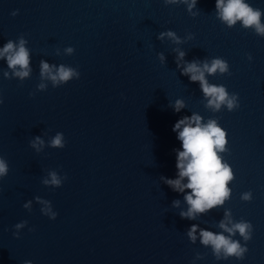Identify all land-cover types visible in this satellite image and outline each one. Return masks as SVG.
Segmentation results:
<instances>
[{
	"label": "water",
	"instance_id": "95a60500",
	"mask_svg": "<svg viewBox=\"0 0 264 264\" xmlns=\"http://www.w3.org/2000/svg\"><path fill=\"white\" fill-rule=\"evenodd\" d=\"M215 2L198 0L192 16L164 0H0V48L24 35L32 69L24 81L8 79L0 59V155L9 164L0 179V264H264V37L221 23ZM247 2L264 10V0ZM169 29L181 43L158 39ZM215 57L228 61L230 74L207 79L239 94L234 111L205 108L199 82L182 74L185 62ZM41 60L75 67L80 78L53 87L40 78ZM177 99L185 102L180 112L171 106ZM193 114L218 118L227 130L221 155L234 179L224 205L185 219L191 190L174 191L163 178H178L183 148L173 127ZM58 132L64 148L49 146ZM37 135L39 152L30 145ZM50 171L67 175L61 187L42 183ZM246 191L251 201L241 199ZM37 196L51 201L56 219L41 212ZM226 209L253 225L251 240L233 237L247 244L242 260H217L200 242L201 229L223 231ZM24 220L17 237L14 226Z\"/></svg>",
	"mask_w": 264,
	"mask_h": 264
},
{
	"label": "clouds",
	"instance_id": "9594fccd",
	"mask_svg": "<svg viewBox=\"0 0 264 264\" xmlns=\"http://www.w3.org/2000/svg\"><path fill=\"white\" fill-rule=\"evenodd\" d=\"M166 5H179L181 3L187 6V11L192 15H198L193 12L196 8L198 0H164ZM19 10L12 13L17 15ZM215 13L221 23L227 27H234L237 22L245 29H252L257 35L264 37V10L254 7L247 0H216ZM168 37L174 43H181V38L175 31L169 29L161 32L158 39L163 40ZM189 38H194V34H190ZM28 41L21 35L17 40H8L2 48H0V59L6 60L7 66L11 72L5 71L3 76L8 79L19 78L24 81L31 74V56L30 49L25 45ZM64 53L72 55L74 47L69 46L64 49ZM59 49L56 55H60ZM186 53L179 51L177 56V66L180 67L179 61L183 60ZM161 62L165 60L164 54L158 53ZM251 60V54H248ZM208 75L230 74V65L228 61L222 57L212 58L210 61L205 59L202 63L193 60L185 62L182 68V74L188 76L190 81L199 82L203 97L206 101L205 108L213 113L222 111L225 107L228 111H234L240 107L239 94L230 93L223 84L210 83L207 79ZM81 73L77 68L61 63L58 67L55 64H49L47 61H40V78L48 80L53 87L67 84L73 78L79 79ZM47 85L40 83L37 85L38 90H45ZM35 95V93H31ZM3 96L0 95V104H3ZM176 112H180L185 107L182 99H177L171 104ZM218 118H208L207 122L203 121L200 114H193L191 117L184 116L177 120L174 124L173 131L177 132V139L182 142V151H178L176 167L179 170L178 178L169 179L164 177L165 182L173 188L174 191L184 192L190 189L191 192L185 196V200L189 205L187 211H181V218L195 219L197 214L205 213L212 210L216 206L224 205L225 201L230 199L231 189L228 187L230 181L234 179L231 166L224 162L222 153L228 152L227 147L228 132L218 122ZM44 143L41 136L37 135L30 141L32 148L37 152L41 150L40 145ZM49 146L52 148H64L66 141L64 134L58 132L49 140ZM9 164L7 160L0 155V179L8 175ZM49 178L42 179V183L47 186L61 187L67 175L61 176L56 171H50ZM187 178V183H183ZM253 198L251 191L241 194V199L251 201ZM36 201L42 205L41 212L56 219L58 213L54 212L51 207V201L43 199L39 196L35 197ZM31 201L23 206L31 211ZM174 206H179V201H173ZM28 224L27 220L17 223L14 227L17 230L14 235L19 237V229L24 228ZM231 225V226H229ZM198 225H192L188 230V237L194 243L197 239ZM223 231L216 233L210 230L201 229L199 232L200 242L210 247L213 255L217 260H227L230 257L244 259L248 252L247 244H242L239 239L233 237L239 233L245 242L252 239L253 225L250 221L240 219L233 220L230 209L225 210L224 219L218 224ZM34 231L35 229H29ZM227 233V235H225ZM197 259L203 258L201 253H197ZM24 264H33V261L26 260Z\"/></svg>",
	"mask_w": 264,
	"mask_h": 264
}]
</instances>
